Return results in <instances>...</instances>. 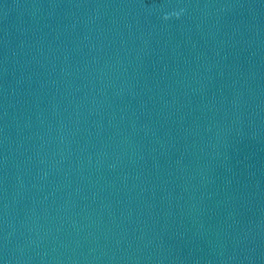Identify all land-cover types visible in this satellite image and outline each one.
Returning <instances> with one entry per match:
<instances>
[{
    "label": "water",
    "instance_id": "water-1",
    "mask_svg": "<svg viewBox=\"0 0 264 264\" xmlns=\"http://www.w3.org/2000/svg\"><path fill=\"white\" fill-rule=\"evenodd\" d=\"M0 264H264V0H0Z\"/></svg>",
    "mask_w": 264,
    "mask_h": 264
}]
</instances>
